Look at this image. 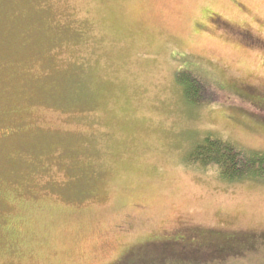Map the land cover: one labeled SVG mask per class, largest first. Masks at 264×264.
I'll return each instance as SVG.
<instances>
[{
	"label": "rangeland",
	"instance_id": "374dc122",
	"mask_svg": "<svg viewBox=\"0 0 264 264\" xmlns=\"http://www.w3.org/2000/svg\"><path fill=\"white\" fill-rule=\"evenodd\" d=\"M0 132V264H264V180L187 157L264 152V0H0Z\"/></svg>",
	"mask_w": 264,
	"mask_h": 264
},
{
	"label": "trees",
	"instance_id": "16d2710c",
	"mask_svg": "<svg viewBox=\"0 0 264 264\" xmlns=\"http://www.w3.org/2000/svg\"><path fill=\"white\" fill-rule=\"evenodd\" d=\"M183 76L184 75H179L177 80L184 91L185 97L194 104L199 103L200 100L205 96V91L202 89L203 87L201 86V83L199 80L194 79V77L192 78L189 75V77ZM7 133L8 136H11L15 132L14 130H11ZM6 137L7 135L3 133V137L0 139V141ZM187 157L203 168L216 169L218 176L222 179H225L226 181H237L246 178L264 180V152L243 150L235 144H231L230 142L220 138L208 136L202 139L192 147ZM247 233L248 232L223 233L224 235H222V237L213 236L214 234H210V236L205 235L208 239H196L198 237L196 235V238L194 237L189 241L185 239H180V241L171 240V242H174V244L179 248H177L176 253L174 252L175 255H172V259L170 260L173 261V259H177L179 257V259L181 258L187 264H190V260H195L197 259L196 257H198V255H195L194 253L201 249H210V253L216 252L215 254H212L214 256L218 252L228 256H239V252H246L244 249L248 243L242 245L239 248L236 246L238 239H242L241 236ZM148 245L150 244L147 242L140 243L139 246L143 251V248L144 250L148 249L145 248L148 247ZM246 248L249 249V246ZM226 249H228V251H225ZM130 251L134 252V249ZM125 254L127 255V252ZM126 255L121 260H119L117 264H133ZM139 264H168V262L165 258L161 257L160 260L151 262L145 261Z\"/></svg>",
	"mask_w": 264,
	"mask_h": 264
},
{
	"label": "flooded vegetation",
	"instance_id": "af4514ba",
	"mask_svg": "<svg viewBox=\"0 0 264 264\" xmlns=\"http://www.w3.org/2000/svg\"><path fill=\"white\" fill-rule=\"evenodd\" d=\"M216 21H219V19H217ZM219 26H222L224 29H228L229 31H231L232 29H230L225 23H223V22H221V20L219 21ZM235 34H239L240 35V37L241 36H245V38L246 37H248V38H250L251 37V35L248 33V32H242V30H240V31H234V30H232ZM3 137V133L1 134L0 133V139Z\"/></svg>",
	"mask_w": 264,
	"mask_h": 264
}]
</instances>
